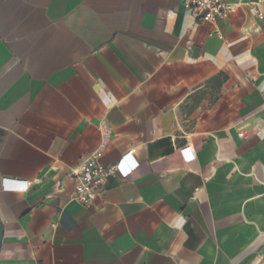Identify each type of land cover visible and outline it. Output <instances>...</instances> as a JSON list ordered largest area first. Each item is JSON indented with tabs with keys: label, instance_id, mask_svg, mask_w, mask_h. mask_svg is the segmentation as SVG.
I'll return each mask as SVG.
<instances>
[{
	"label": "crops",
	"instance_id": "1",
	"mask_svg": "<svg viewBox=\"0 0 264 264\" xmlns=\"http://www.w3.org/2000/svg\"><path fill=\"white\" fill-rule=\"evenodd\" d=\"M0 218V264H264V19L0 0Z\"/></svg>",
	"mask_w": 264,
	"mask_h": 264
},
{
	"label": "built area",
	"instance_id": "2",
	"mask_svg": "<svg viewBox=\"0 0 264 264\" xmlns=\"http://www.w3.org/2000/svg\"><path fill=\"white\" fill-rule=\"evenodd\" d=\"M185 9L194 13L202 21H215L228 17L243 4L253 8L260 19H264V0H182ZM217 34L222 37L220 32ZM102 148L94 150L75 169L77 188L73 199L84 205H92L104 194L108 178L118 172V165L106 166L101 162Z\"/></svg>",
	"mask_w": 264,
	"mask_h": 264
},
{
	"label": "water",
	"instance_id": "3",
	"mask_svg": "<svg viewBox=\"0 0 264 264\" xmlns=\"http://www.w3.org/2000/svg\"><path fill=\"white\" fill-rule=\"evenodd\" d=\"M3 233H4V227H3V223H2L1 218H0V248H1V244H2Z\"/></svg>",
	"mask_w": 264,
	"mask_h": 264
}]
</instances>
